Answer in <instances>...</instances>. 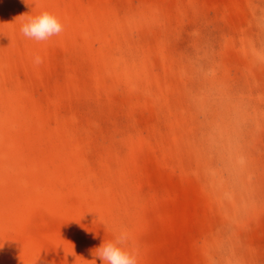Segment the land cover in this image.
<instances>
[{
    "label": "rangeland",
    "instance_id": "374dc122",
    "mask_svg": "<svg viewBox=\"0 0 264 264\" xmlns=\"http://www.w3.org/2000/svg\"><path fill=\"white\" fill-rule=\"evenodd\" d=\"M42 11L63 31L24 37ZM121 234L137 264H264V0H0V264Z\"/></svg>",
    "mask_w": 264,
    "mask_h": 264
},
{
    "label": "clouds",
    "instance_id": "9594fccd",
    "mask_svg": "<svg viewBox=\"0 0 264 264\" xmlns=\"http://www.w3.org/2000/svg\"><path fill=\"white\" fill-rule=\"evenodd\" d=\"M25 2V0H24ZM63 31V25L59 19L48 11H42L38 15L27 17L21 24V34L36 42H42L53 35H59ZM35 64L43 61L41 57H35ZM95 258L102 264H137L136 254L126 245V237L121 234L113 241H103L99 248L95 249Z\"/></svg>",
    "mask_w": 264,
    "mask_h": 264
}]
</instances>
